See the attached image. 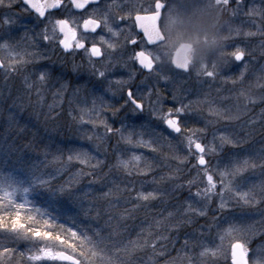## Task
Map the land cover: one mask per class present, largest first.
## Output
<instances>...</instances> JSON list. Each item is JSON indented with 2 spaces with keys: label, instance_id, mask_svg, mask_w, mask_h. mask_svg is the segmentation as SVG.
<instances>
[{
  "label": "snow or ice",
  "instance_id": "1",
  "mask_svg": "<svg viewBox=\"0 0 264 264\" xmlns=\"http://www.w3.org/2000/svg\"><path fill=\"white\" fill-rule=\"evenodd\" d=\"M224 4L233 16L242 13L248 17H264V8L255 4L246 8L245 0H224ZM161 7L160 0H156L154 12L140 10L142 6L135 11L121 9L118 0L103 5L102 0H0V28L3 29L0 31V75L5 80L21 76L24 88L23 96L13 99L10 108L22 107L27 102L37 116H44L45 122L59 126L62 120H67L73 136L82 142L61 144L50 140L36 149L43 152L46 167H52L51 171L36 167L31 174L34 186L51 194L44 205L30 199V189L18 178H0V235L33 245L20 251L0 243V264H9L14 256L26 258L29 264H94L93 257L110 260L103 255L109 238L100 235V228L93 229L86 222L65 218L63 209L57 207L61 196L73 201L88 200L84 216L96 221L103 215L107 225L114 220L119 223L135 219L140 208L152 210L155 217H160L155 220L156 225L163 224L165 231L172 233L153 236L150 227H141L137 238L130 240L124 249L113 245L116 252L127 255L130 249L150 245L155 253L157 248L166 249L171 245L176 257H170L168 264L185 259L187 264H202L206 256H223L231 264H250L247 233L256 223L264 224V207L257 209L261 214L259 222L229 224L221 229L217 233L219 243L214 247L203 246V241L205 229L211 232L218 220L216 215L192 233H181V229L197 219H208L214 200L218 201L215 211L228 208L229 201L264 205V185L256 191L255 186L244 189L234 182L236 176L248 169L259 167L264 171V150L255 159L244 158L230 167H221L214 157L225 145L242 143V138L213 128L209 139L211 121L203 127L190 124L194 101L178 102L173 94L171 106L165 108L166 98L159 85L171 77L163 72L159 57L151 51V46L160 38L156 22ZM21 13H32L35 19L31 27L24 28L20 40H16L12 26ZM129 19L139 29L138 33L127 28ZM121 23L125 24L124 28L120 27ZM251 23L256 31L244 35L264 36V25ZM77 56L87 61L94 80L91 87L70 84L53 71L56 60L64 64L66 57L72 58L73 69L79 68ZM228 56L240 62L246 56L251 57V52L234 47ZM117 64L127 70L126 76L114 74ZM172 65L184 72L190 69L179 58ZM246 69L245 64L233 84L243 82ZM198 74L214 79L218 69L215 65H203ZM82 89L86 94L81 95ZM240 95L247 96V93L241 90ZM247 99L256 98L247 96ZM259 99L264 101V95ZM146 109L148 121L131 122V118L143 115ZM210 111L217 116L222 114L219 109ZM235 118L224 115L226 121ZM8 130L24 133L27 125L21 127L15 113L10 111ZM164 144L169 152L161 156ZM144 150L157 155L149 156ZM158 157L159 163H156ZM157 168L169 171L157 179L151 175ZM85 178H88V193L93 191V185L106 187L107 191H101L94 201L78 188ZM165 181L167 187L162 186ZM145 184L155 187L145 190ZM98 201H103V205ZM121 202L129 207L118 209ZM146 231L147 236L143 235ZM160 241L167 243L160 244ZM198 246L201 251L194 252ZM251 264H262V261L254 257Z\"/></svg>",
  "mask_w": 264,
  "mask_h": 264
},
{
  "label": "rangeland",
  "instance_id": "2",
  "mask_svg": "<svg viewBox=\"0 0 264 264\" xmlns=\"http://www.w3.org/2000/svg\"><path fill=\"white\" fill-rule=\"evenodd\" d=\"M147 5L150 0H146ZM168 8L164 13L162 20L163 31L166 33V40L161 44L159 51L160 57L159 61L162 64V70L165 74L169 75L171 79L169 81H161L159 87L163 91L165 96V108L171 106L170 97L175 94L179 101L187 104L189 100L194 101L192 105V116L190 124L203 127L205 123L211 121L208 124L209 129V139L211 138V131L213 128L225 131L226 134L233 136H239L242 138L243 142L236 145H225L223 150L218 153L214 159L219 160L221 167L231 166L236 160H241L244 158L255 159L257 155L264 150V101L259 99L260 96L264 95V36H245L244 33L248 31L255 32L256 27L251 23L255 21L256 24L264 25V17L259 16H245L242 13H237L232 15L228 7L225 6L224 0H167ZM107 3L106 0L102 2V5ZM255 4L259 8H264V0H245V6L250 7ZM115 26V24H114ZM238 30V34H237ZM22 29H12V34L16 40H20L23 35ZM183 42H189L194 45L193 51L190 53L189 65L190 69L188 72H180L174 70L170 64L169 53L170 50L180 45ZM234 47H243L246 51L251 52V57H245L244 61L237 62L228 56V52L234 50ZM120 55L119 53H116ZM56 58L54 57V60ZM245 64L247 69L243 77V82H237L233 84V80H237L240 76V71L245 69ZM203 65L208 67L216 66L218 69V75L214 78H207L203 75H199L198 72ZM61 63L56 60V63L52 66L53 71H57L55 74L63 76L68 79L70 84H79L78 73L73 71V65H69L65 69H61ZM85 67V65H84ZM84 78H90V70L85 67ZM114 74L118 76H126L127 70L116 66L114 69ZM227 78V79H226ZM12 80V77L9 78ZM139 75L137 80H139ZM87 82H82V85L89 87ZM7 89H5V87ZM3 88V89H2ZM4 89L6 95L12 94V98L17 96H23L24 90L13 89L12 83H7L5 78L0 75V94H4ZM243 90L247 93V96L255 97L256 99L249 101L247 96L240 95V91ZM15 92V93H14ZM14 93V94H13ZM85 90L82 89L81 95H84ZM111 95V94H109ZM12 98H7L8 101H12ZM155 99V96H153ZM6 101L1 100L2 104ZM18 104L21 101L17 102ZM26 102H23L22 109ZM4 106H10V103H5ZM13 109V108H12ZM17 109V107H15ZM210 109H219L222 114L217 116L215 112L210 111ZM235 116V119L226 121L224 115ZM123 115V112H121ZM16 116V112H15ZM150 119L147 109L143 115H137L131 118L132 123L140 124L148 121ZM70 122L67 121V137H60L58 132L54 130H49L40 133V136L45 138V144L52 140L57 142V138H64L71 143H82L69 131L71 129L68 127ZM65 133L64 131H62ZM70 133V134H69ZM59 135V137H57ZM31 144L33 138L30 137ZM218 143V139H217ZM33 150V149H32ZM149 156H156L157 154L151 153L148 150H144ZM169 149L164 144L161 148V156L163 153H168ZM20 156H23L20 155ZM44 156V155H43ZM21 158V157H19ZM231 158V159H230ZM50 159V157H49ZM41 163L43 166L47 164L41 158L31 160L26 169L32 171ZM159 163V157L156 160ZM18 164V162H17ZM17 166L24 168L20 165H15L11 168H6L5 172H0L2 179L7 178H18L20 174L26 170H17ZM79 165H77L78 167ZM174 166V162H173ZM51 167V166H50ZM46 169V166L44 167ZM52 168V167H51ZM45 171H51L45 170ZM74 171V170H72ZM168 168H157L156 171L151 175H156L157 179L164 173L168 172ZM135 178V177H133ZM150 177H142V179H149ZM136 179V178H135ZM21 181V180H20ZM236 184L241 185L244 189L252 188L255 186L256 191H260V187L264 185V171L259 167L255 169H248L244 173L239 174L234 178ZM81 184V183H80ZM163 187L168 186V182L165 181L162 184ZM138 189L140 188L139 183L137 184ZM155 185L145 184L144 189L150 190ZM81 193H88L87 189L79 187ZM103 190H107L106 187L100 185H93V191L99 193ZM183 195H187L185 191ZM93 200L95 198H92ZM88 201V200H83ZM95 201V200H94ZM218 201L214 200L212 208L213 210L209 212V218H199L193 224L187 225L181 229V233L189 232L192 233L200 226H204L210 222V218L213 215L218 216V220L213 225L211 232H207L205 229L206 236L203 241V246L214 247L215 244L219 243L217 239V233L226 228L229 224L241 223L250 224L252 221H260L261 214L257 210L259 207H264V205H244L239 201H229V207L221 211H215V206ZM126 208L129 205L125 204ZM121 209V207L119 208ZM81 210V209H80ZM139 210H142L140 208ZM138 210V211H139ZM81 216L83 219L86 218L81 210ZM105 217V216H104ZM135 223H130V228L127 231L121 233L122 235L130 234L133 236L131 240L137 238V233L140 232L141 227L148 229L150 227L151 233L155 235H168L171 236V232L165 231V225H156L155 220L160 219V217H155V213L152 210H145L140 214L136 215ZM130 219V218H128ZM128 219H125L128 221ZM123 220V221H125ZM93 225V222H89ZM127 223V222H126ZM111 225L117 226V221H114ZM129 225V224H128ZM103 227H109L107 224L102 225ZM143 235L147 236L146 231ZM248 237V247L249 251V261L250 264L254 257L261 259L262 264H264V224L256 223L247 233ZM126 239H117L113 243L121 245V249H124ZM0 243L5 244L9 248H15L20 251H25L33 245L24 240L14 241L11 236L0 235ZM160 244H166V241H160ZM169 247L172 248L170 245ZM176 249L179 248V243L176 244ZM175 250V249H174ZM176 251V250H175ZM194 252L201 251V247H197L193 250ZM162 255L161 248H157L154 253L152 247L145 246L142 248H136L134 250H129L128 254L125 255L123 251L118 252L117 256L119 259L110 258L109 261H105L102 258L93 257L94 264H111V261H115V264H167V263H157L159 262V257ZM115 257V256H114ZM128 258H134L133 260H127ZM126 259V260H125ZM187 262V261H184ZM9 264H29L26 258H20L19 256H14L10 259ZM202 264H231L229 259L223 256H206L202 258Z\"/></svg>",
  "mask_w": 264,
  "mask_h": 264
},
{
  "label": "trees",
  "instance_id": "3",
  "mask_svg": "<svg viewBox=\"0 0 264 264\" xmlns=\"http://www.w3.org/2000/svg\"><path fill=\"white\" fill-rule=\"evenodd\" d=\"M56 72L57 71L54 70V73H56ZM6 82L12 83L14 90H16V89H20V90L23 89L24 90L23 84H22V77L19 75L13 76L12 80L7 79ZM5 89H7V88L5 87ZM5 89H4L5 93L2 95L0 94V101L4 100V101H6L5 103H10V105H11L13 99H15V98L11 97L12 94L6 95ZM8 97L12 98L11 102L7 100ZM33 99H35V97H33ZM5 103H3V102H2V104L0 103V172L1 173L5 172L6 168H11V167H14L15 165H20V166L24 167V168H22V167L19 168V166H17V169H15V171L26 169V167H28L30 161L34 160V159L41 158L42 160H44L43 152L36 150L40 146L44 145L46 142L45 141L46 139L43 138L42 136H40V133L45 132V131H49V130H54V131L58 132L56 134H59L60 137H67L68 136V130H67V125H66L67 120H62L60 125L57 126L56 124H54L50 121L45 122L44 116L42 114L37 116L34 112V108L32 105L25 104V106L22 109H20L18 107H17V109H15V108L12 109V108H10V106H4ZM10 111L14 112V113L16 112L15 118L19 122V125L21 127L24 125H27V130L24 133L18 134L15 130H11V131L8 130V116H9ZM44 111H46V109ZM62 131H64L65 133H63ZM69 132L72 133V130ZM59 135H57V137H59ZM30 137L33 138L32 146H29V144H31ZM56 141H57V143H61V144L70 142L64 138H59V141L57 138ZM22 154H23V156H20ZM19 157H21V158H19ZM17 162H18V164H17ZM44 162H46V161L44 160ZM37 165H38L37 167L40 168L41 171H45V170H49V169L52 170V168L50 166H47L45 169L44 167L46 165L43 166L41 163H38ZM29 167H30V165H29ZM30 169L31 168L24 170L20 174L19 180H21L24 187H27L30 189L29 194L32 195L30 197V199H34L38 203H41L42 205H44V203L46 201H48L49 196L51 194L46 189L43 190V189L36 188L34 186V184L32 183V180H31V174L32 173H31ZM71 170L75 171V168H72ZM0 175H2V174H0ZM87 184H88V178H85L81 181V184L78 185V188L83 187L84 189H87ZM103 191H105V190H103ZM97 194L98 193L96 191H92L91 193H88L89 197H91V198H96L98 196ZM58 199L60 200V204H58L57 207H61L63 209V214H64L65 218L70 219V220H76L78 223L86 222L90 225H91V223H89V222H93V225H91V227L93 229L100 228L101 229L100 235L104 236V237H108L110 240V242L107 245L106 251L104 252L103 255L106 257H110L112 259H116V258L119 259V256H117L118 252L115 251V248L113 247V245H115V247H118L120 249H121V245H120V243L114 244L113 242L116 241L117 239H120V240L126 239L125 243L127 244V242H129L133 236L131 235V233L127 234V235H122L121 233L124 232L122 230L125 229V226H127V229L129 230V228L131 226L130 223H135L136 219L138 220V222H140V220L138 218H135V219L130 218V219H128V221H126V220L120 221L117 226L109 225V227L101 228L102 225L104 224L105 220H106V217H104L103 215L101 216V218L99 220H96V221L89 220L87 217L83 219L81 216H78V213L81 214L80 213L81 210L83 212V210L88 207V201H73L72 199L68 198L67 196H61V197H58ZM98 202L101 203V205H103V201H98ZM120 207H121V209L126 208L125 204L122 202L118 206V209ZM144 211H145V209L142 208V210H139L135 213V216L140 214L141 212H144ZM89 235H93V233L89 232ZM93 239L95 240V239H97V237L93 235ZM169 246L170 245H168V247L166 249L161 248L162 255H161V257H159V260H158L159 262H157V263H167L168 264L170 257H176V251ZM101 247H104V246L102 245ZM95 250H98V249H95ZM133 259L128 258L127 260H133ZM184 261H187V260L186 259L185 260H177V261H175V264H187V262H184ZM130 264H132V263H130Z\"/></svg>",
  "mask_w": 264,
  "mask_h": 264
},
{
  "label": "flooded vegetation",
  "instance_id": "4",
  "mask_svg": "<svg viewBox=\"0 0 264 264\" xmlns=\"http://www.w3.org/2000/svg\"><path fill=\"white\" fill-rule=\"evenodd\" d=\"M103 1L104 0H102V2ZM106 2L110 3L111 0H106ZM118 3L120 4L121 9L129 10V11L132 9H133V11L137 10L138 6H142V9H140V10L146 9V10L152 11V12H154L156 10L155 9L156 0H150V3L148 5H147L146 0H118ZM160 3L162 5V7L160 8L159 17H158V20L156 22V26H157V29L159 31L160 38H158L156 43L151 46V51L153 52V54L155 56H158V57H160L159 48H160L161 44L166 40V33L163 31L164 27H163L162 20L164 17L163 15H164L166 9L168 8V1L167 0H160ZM17 10H19V6H17ZM117 11H120V9H118ZM121 14H123V12H121ZM133 16H134V13H133ZM34 19H35V17H34V14H32V13H21L20 16L17 17V22L15 25L12 26V29L24 30L25 27H31L34 23ZM126 23H127V28L131 29V31L133 33L139 32V29L135 27L132 19H129ZM120 27L124 28L125 24L121 23ZM0 31H3V29L0 28ZM125 34H127V33L125 32ZM177 47L178 46H176L174 48V50L173 49L170 50V53H169L170 64L174 70H177V69H175L173 67L172 59H173V55H174V52L176 51ZM193 49H194V45L192 44V50L191 51H193ZM191 51L188 53L189 56H190ZM116 56H119V55L116 54ZM63 59L65 60V63L61 64V66H60L61 69H65L69 65L70 66L72 65V58L71 57H66ZM76 63L79 64L80 67L77 69H73V71H75V73H78L77 77H79V84H82V82H87L86 84L89 87H91V84L94 83V80L92 79L91 75H90V78L89 77L87 79L84 78L85 73H89L87 71L85 72V70H87V69H85V67H88L86 59H81V57L77 56L76 57ZM190 64H191V61H190ZM84 65H85V67H84ZM116 66H119V64H117ZM177 71H179V70H177ZM180 72H182V71H180Z\"/></svg>",
  "mask_w": 264,
  "mask_h": 264
},
{
  "label": "water",
  "instance_id": "5",
  "mask_svg": "<svg viewBox=\"0 0 264 264\" xmlns=\"http://www.w3.org/2000/svg\"><path fill=\"white\" fill-rule=\"evenodd\" d=\"M192 50V44L191 43H187V42H183L181 43L176 51L174 52V55H173V59H172V62L174 60H176L177 58L179 59H182L184 61H186L188 64L190 63V58H189V55L188 53ZM173 67L175 68V66L173 65ZM176 69V68H175ZM179 70V69H177ZM180 71H183V70H180ZM188 72V71H187Z\"/></svg>",
  "mask_w": 264,
  "mask_h": 264
}]
</instances>
